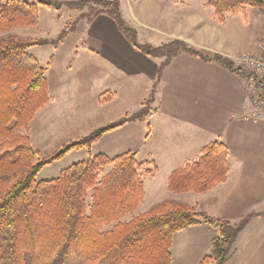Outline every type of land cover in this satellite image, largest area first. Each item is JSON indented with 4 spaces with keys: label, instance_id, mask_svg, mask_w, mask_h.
Segmentation results:
<instances>
[{
    "label": "trees",
    "instance_id": "16d2710c",
    "mask_svg": "<svg viewBox=\"0 0 264 264\" xmlns=\"http://www.w3.org/2000/svg\"><path fill=\"white\" fill-rule=\"evenodd\" d=\"M38 6L60 11L68 7L81 12L65 25L54 40L0 39V264H172L171 242L175 233L206 224L218 231L211 249L199 264H226L239 234L255 216L249 213L232 223L198 212L186 203L165 200L147 212L134 215L144 198L141 171L150 162L137 163L135 154L89 157L63 169L52 179L37 180L41 170L76 149H90L102 136L130 122L147 123L156 113L151 103L162 73L180 53L222 65L246 79V73L219 54L202 52L174 40L159 46L141 43L137 32L123 19L118 0H0V35L38 24ZM214 15L223 23L227 14L244 13L246 7L264 9V0H208ZM85 10H87L85 12ZM107 15L133 48L153 59H163L149 99L132 114L95 129L41 157L26 134L35 114L49 102L46 66L29 53L33 47H56L78 21L91 24ZM258 97L262 82L254 83ZM111 98L103 94L100 101ZM24 130V134L21 131ZM90 154V153H89ZM227 147L215 140L206 144L196 160L174 170L168 178L170 193L205 194L227 179ZM130 215L128 221H123ZM134 215V216H132ZM108 228V229H105Z\"/></svg>",
    "mask_w": 264,
    "mask_h": 264
},
{
    "label": "crops",
    "instance_id": "0c3cea01",
    "mask_svg": "<svg viewBox=\"0 0 264 264\" xmlns=\"http://www.w3.org/2000/svg\"><path fill=\"white\" fill-rule=\"evenodd\" d=\"M118 1L123 19L136 30L141 43L159 46L181 40L190 48L222 55L236 65L244 56H261L263 32L252 43L246 13L227 14L220 23L213 8L205 6L208 0L199 11L181 0ZM79 31L83 38L77 46L81 48L76 52L79 57L70 71L65 65L60 67L57 81L48 79L49 102L33 118L41 124L50 122L47 129H40V137L60 136L90 117L106 114L110 121L128 102L142 104L137 98L138 88H144L143 96L149 95L156 81L163 59L135 50L107 15H98L91 24L78 21L70 34L78 35ZM101 78L111 92L105 93L111 98L104 102L100 101L103 93L98 87ZM251 83L220 64L180 53L162 73L155 93L158 104L153 105L156 113L147 123H127L91 147L92 155L93 147L111 158L131 152L137 163L150 162L148 170L156 167L152 175L140 172L144 198L134 215L165 200L186 203L198 212L232 223L249 213L262 214L253 217L239 234L226 264H264V150L260 146L264 132L258 131L264 119L253 117L257 94ZM62 100L76 105L75 112L58 108ZM54 127L59 131L52 133ZM215 140L228 149L226 181L205 194L170 193L167 183L171 173L196 160L200 150ZM81 151L78 160L84 161L89 154ZM217 234L206 224L175 233L172 264H199L209 254Z\"/></svg>",
    "mask_w": 264,
    "mask_h": 264
},
{
    "label": "rangeland",
    "instance_id": "374dc122",
    "mask_svg": "<svg viewBox=\"0 0 264 264\" xmlns=\"http://www.w3.org/2000/svg\"><path fill=\"white\" fill-rule=\"evenodd\" d=\"M54 1L68 2L66 0H54ZM73 1H78V0H73ZM181 1L184 4H188L190 6L195 7V10L199 11L200 8L203 7V3L205 0H181ZM206 3H205V6H206ZM86 11L87 10H85V12ZM38 13H39V21L36 26L28 27V28H18V29L12 30L10 32L1 34L0 39H7L12 36H17V37L24 38V39L54 40L65 29V25L67 23H71L75 21L76 18L79 17V15L81 14V12H78L68 7H63L60 11H57L54 8H47L45 6H38ZM244 13H246L245 18L247 20H250L251 26H250L249 34H250L251 41L253 43L257 39L259 32H263V35H264V10L260 11V10L253 9L252 7H246ZM82 40L83 38L81 35V31H79L78 35L77 34L71 35L69 33L66 36V38L63 39L62 41L63 43L61 42L62 43V44L60 43L61 45L58 44L56 48L53 45L49 44V45H44V46H39V47H33L30 49L29 53L33 55L43 66H46L47 62L50 61V65L48 66V70H47V80L49 79L50 81H52L53 79H55V81H57L59 79V76H61V73H60L61 66L65 65V69H67L68 71H70V69L73 68L75 61L77 59V56H78L76 52H79V50L81 49L80 47H77V46L81 45ZM75 46L78 49L75 48ZM259 46L261 48V52H260L261 56L256 57L253 55L252 56L253 58L264 57V41H261V45ZM106 86H107V81L104 78H101L100 81H98V87L100 91L103 94L111 93L110 88H106ZM143 91H144V88L142 87L138 88L137 98L141 100L142 103L146 102L150 96V93L149 95L143 96ZM72 99H70V102L72 101ZM155 100L156 99L154 96V100L151 103L152 107L153 105L155 106V104H158V100H157V103H155ZM70 102L66 103L64 100H62V103L58 104L57 107L63 108V111L65 110L66 113H73L75 112L74 107L76 105H70L69 104ZM140 105L142 104L137 105L136 101L128 102L124 106V108L119 111L118 114L112 116L111 118L112 121L108 120L109 118L106 114H104V116H101L99 118L90 117L82 121L81 125L74 126L67 133H63L60 136L52 135L50 137H45V138L40 137L39 132H40V129L42 128L47 129L48 126L50 125V122L44 121L41 124L39 120L32 119L28 125L29 127H28V130L26 131V134L28 135L34 150L38 151L41 157L48 156L54 151L61 149L62 145H64L65 143L69 141L75 140L78 137H85L89 135L91 132H93L95 129L105 126L109 123L115 122L119 120L120 118H122L123 116H125L126 114L135 113V111L139 109L138 107H140ZM113 119H116V120H113ZM59 122L60 120L56 121L57 124ZM76 122H77L76 124L79 123L78 120H76ZM49 130H51V128H49ZM56 131H59V128L56 129L54 127L52 129V133ZM258 131L259 132L261 131V134H263L264 123H261V125L258 126ZM21 133L24 134V130L21 131ZM258 143L260 142L258 141ZM262 144L260 146H262V149L264 150V147ZM79 150H84L81 152H87V149H76L75 152L67 153L61 160L55 161L51 165L44 167L41 170V172L38 174L37 180L52 179V178L58 177L62 169H65L69 167L70 165H72L73 163H77L78 161H80L78 160L80 159L78 156ZM92 150H93L92 152L93 154H100L98 152V149H96L95 147H93ZM82 154H86V153H82ZM88 154L92 155L91 149H90V152H88ZM130 218L131 216H125L122 220L128 221L130 220ZM105 229H108V228H105Z\"/></svg>",
    "mask_w": 264,
    "mask_h": 264
},
{
    "label": "built area",
    "instance_id": "2783aa9c",
    "mask_svg": "<svg viewBox=\"0 0 264 264\" xmlns=\"http://www.w3.org/2000/svg\"><path fill=\"white\" fill-rule=\"evenodd\" d=\"M238 66H241L246 73L253 75V79H250L253 88L255 81L262 82L263 84V92L260 98L256 92V111L253 117L256 119H264V57L253 58L252 56H244L238 60Z\"/></svg>",
    "mask_w": 264,
    "mask_h": 264
}]
</instances>
